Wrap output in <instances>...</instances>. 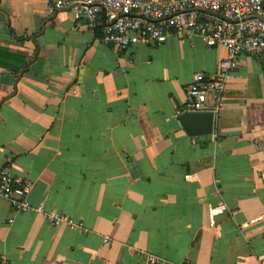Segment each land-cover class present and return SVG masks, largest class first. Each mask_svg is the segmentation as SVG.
Here are the masks:
<instances>
[{
  "label": "crops",
  "instance_id": "obj_1",
  "mask_svg": "<svg viewBox=\"0 0 264 264\" xmlns=\"http://www.w3.org/2000/svg\"><path fill=\"white\" fill-rule=\"evenodd\" d=\"M76 11L0 0V172L31 186L25 212L0 197V261L264 264V57L240 56L219 112L212 95L189 111L194 75L216 73L224 47L122 52Z\"/></svg>",
  "mask_w": 264,
  "mask_h": 264
},
{
  "label": "built area",
  "instance_id": "obj_2",
  "mask_svg": "<svg viewBox=\"0 0 264 264\" xmlns=\"http://www.w3.org/2000/svg\"><path fill=\"white\" fill-rule=\"evenodd\" d=\"M57 8L71 7L76 18L84 17L99 28L101 40L119 51L141 43L199 38L211 47H224L227 57L214 74L198 72L187 89L185 107L205 110L212 98L219 112L221 100L239 58L243 54L264 57V0H55ZM31 186L15 178L8 166L0 172V197L9 199L20 212L31 209ZM226 205L209 208L211 221ZM38 210L53 224H68L87 232L85 224L44 206ZM109 242V240H106ZM151 263L159 260L149 257ZM0 264H11L2 258Z\"/></svg>",
  "mask_w": 264,
  "mask_h": 264
}]
</instances>
